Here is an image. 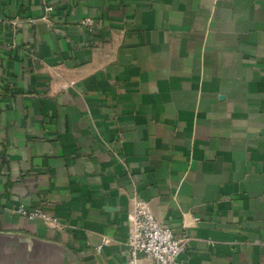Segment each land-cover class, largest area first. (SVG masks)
Instances as JSON below:
<instances>
[{
    "label": "crops",
    "instance_id": "0c3cea01",
    "mask_svg": "<svg viewBox=\"0 0 264 264\" xmlns=\"http://www.w3.org/2000/svg\"><path fill=\"white\" fill-rule=\"evenodd\" d=\"M0 21V264H126L136 198L186 231L181 264H264V0H0Z\"/></svg>",
    "mask_w": 264,
    "mask_h": 264
},
{
    "label": "built area",
    "instance_id": "2783aa9c",
    "mask_svg": "<svg viewBox=\"0 0 264 264\" xmlns=\"http://www.w3.org/2000/svg\"><path fill=\"white\" fill-rule=\"evenodd\" d=\"M49 12L53 8L48 9ZM1 22V21H0ZM92 19L81 21L82 26H93ZM5 205L0 198V214ZM12 211L28 220L41 219L57 224L44 210H26L23 206L13 208ZM130 233L128 238L129 257L126 264H141L146 260L148 264H181L180 257L189 245L188 234H176L167 224L161 223L147 203L139 198L134 200L132 211L128 215Z\"/></svg>",
    "mask_w": 264,
    "mask_h": 264
}]
</instances>
